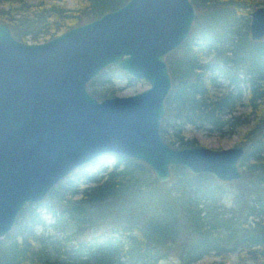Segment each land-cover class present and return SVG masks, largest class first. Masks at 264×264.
<instances>
[{"label":"trees","instance_id":"1","mask_svg":"<svg viewBox=\"0 0 264 264\" xmlns=\"http://www.w3.org/2000/svg\"><path fill=\"white\" fill-rule=\"evenodd\" d=\"M127 1L74 0L69 8L0 0V23L20 41H46ZM190 1L197 19L166 57L171 88L160 131L170 145L194 146L186 127L228 134L249 125L238 142L242 179L172 167L171 180L159 183L138 160L115 155L109 167L103 156L22 208L0 239V264H159L172 256L176 264H264V37L253 40L249 31L250 13L264 0ZM103 72L88 84L96 97L111 95L91 90ZM148 191L160 202L155 208L133 203ZM100 225L108 226L104 235L83 238ZM210 255L215 259L199 263Z\"/></svg>","mask_w":264,"mask_h":264},{"label":"water","instance_id":"2","mask_svg":"<svg viewBox=\"0 0 264 264\" xmlns=\"http://www.w3.org/2000/svg\"><path fill=\"white\" fill-rule=\"evenodd\" d=\"M196 19L190 0H128L38 43L18 40L0 23V239L26 204L103 156L138 160L159 183L171 180L172 167L242 179L243 146H173L160 131L171 88L166 57ZM249 31L253 40L264 37V5L251 11ZM107 67L149 87L98 99L88 84Z\"/></svg>","mask_w":264,"mask_h":264},{"label":"rangeland","instance_id":"3","mask_svg":"<svg viewBox=\"0 0 264 264\" xmlns=\"http://www.w3.org/2000/svg\"><path fill=\"white\" fill-rule=\"evenodd\" d=\"M25 1H27L29 3H33V4H36V3L41 2V1H44V2L54 1L58 4L64 5V6L69 7V8H72L75 6L74 0H25ZM263 5L264 4H261L259 6H263ZM38 42H42V41H38ZM38 42H35V43H38ZM106 69L103 70L104 72L102 71L103 73L100 75L99 80L96 82V84L94 86L91 87V90H95V91L100 90L102 92L103 91L107 92V94H109V95L111 94L110 96H107V97H112V96H121L122 97V96H129V95L136 94V93L141 92V91H143L149 87L148 82L143 80V79H135L134 80L130 76L119 72L117 69L116 70L118 71V73H113L112 70L106 71ZM97 98L101 99L104 97H97ZM243 110H244V108L240 109V111H243ZM248 128H249V125H243V126L237 128L232 133L221 134V133L216 132V131L200 130V129H194L191 127H186L185 135L188 137H196L199 145H205V146L213 148V149H221V148H229V147H232L234 145H238L240 138L242 137V135L244 134V132ZM107 162H108V166L112 167V165L114 164V157L109 156ZM75 170H77V168ZM75 170H73V171H75ZM150 175H151V178H154L151 171H150ZM145 177L147 178L148 175H145ZM151 194H152L151 191L143 193L141 195V197L139 199H137L136 202H133V203L137 204V205H141V206H149V207L155 208V206L158 205L160 202H158L157 199L152 200ZM120 204L122 205V208H128L129 209L131 206V203L122 202ZM40 210H41L42 216L46 220V222L47 223L51 222L52 216L49 213V211L44 207H42V209H40ZM107 212L108 211L104 212L103 214H105ZM97 215H100L99 212H97ZM107 229H108V226H105V225L94 226V227L88 228L86 230V232L84 233L83 238L89 239V238L94 237V236L104 235L105 232L107 231ZM214 259H215L214 256L210 255V256L203 258L199 263H208ZM166 262H173L174 264H176L177 258L175 256H172L167 260L161 261L159 264H164Z\"/></svg>","mask_w":264,"mask_h":264}]
</instances>
